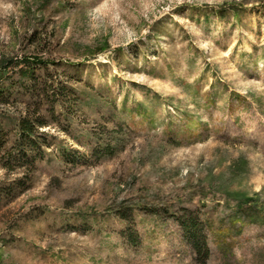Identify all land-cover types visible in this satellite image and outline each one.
Masks as SVG:
<instances>
[{"label":"rangeland","instance_id":"374dc122","mask_svg":"<svg viewBox=\"0 0 264 264\" xmlns=\"http://www.w3.org/2000/svg\"><path fill=\"white\" fill-rule=\"evenodd\" d=\"M0 92V264H264V0H0Z\"/></svg>","mask_w":264,"mask_h":264},{"label":"trees","instance_id":"16d2710c","mask_svg":"<svg viewBox=\"0 0 264 264\" xmlns=\"http://www.w3.org/2000/svg\"><path fill=\"white\" fill-rule=\"evenodd\" d=\"M0 96H2L1 92ZM20 127L22 133L28 134L30 132L26 121H21ZM180 223L184 229L186 240L195 253L197 262L204 264L205 260L209 257V249L207 247L206 237L201 223L198 219H196V217H186L181 219Z\"/></svg>","mask_w":264,"mask_h":264}]
</instances>
